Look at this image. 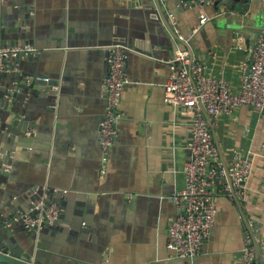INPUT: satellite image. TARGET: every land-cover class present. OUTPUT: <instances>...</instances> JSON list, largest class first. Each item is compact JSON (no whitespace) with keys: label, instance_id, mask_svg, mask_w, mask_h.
<instances>
[{"label":"crops","instance_id":"obj_1","mask_svg":"<svg viewBox=\"0 0 264 264\" xmlns=\"http://www.w3.org/2000/svg\"><path fill=\"white\" fill-rule=\"evenodd\" d=\"M191 1L199 7L160 2L175 34L188 37L184 43L204 73L238 90L251 45L264 32V0ZM0 25L1 45L29 44L37 50L9 58L6 66L17 64L18 75L0 72L5 156L0 202L18 209L41 197L59 202L60 222L39 239L45 248L80 264H240L248 231L261 263L264 109L247 104L210 121L222 167L223 161L231 166L234 151L252 162L243 196L237 203L218 193L217 218L197 257L178 259L167 248V228L178 214L172 195L183 186L189 158L192 114L164 103L174 46L185 44L174 39L154 0H0ZM115 43L131 50L116 135L103 154L102 81L109 45ZM37 75L48 77L56 91L43 94L30 87ZM8 112L33 127L18 137L10 134Z\"/></svg>","mask_w":264,"mask_h":264},{"label":"built area","instance_id":"obj_2","mask_svg":"<svg viewBox=\"0 0 264 264\" xmlns=\"http://www.w3.org/2000/svg\"><path fill=\"white\" fill-rule=\"evenodd\" d=\"M164 2L165 0H160ZM206 17L200 15V22ZM175 30V25H172ZM2 29L0 25V41ZM131 49L122 43L109 45L106 58L107 72L102 86L105 93V112L98 125V141L103 154L112 145L119 120V102L125 84V61ZM29 44L3 46L0 43V72H14L17 64L7 67L4 60L18 54L36 53ZM35 79L49 80L48 77ZM164 103L171 107H185L191 111V138L187 145L189 158L183 166V186L173 192L172 200L178 214L168 225L167 248L178 259L197 257L213 228L218 209L216 196L230 187L234 196H243V183L248 178L252 162L248 157L234 151L232 164L226 172L218 159V148L214 142L208 121L214 122L222 114H228L240 105H251L264 109V32L254 41L248 61L244 63L241 84L233 90L226 80L204 73V65L190 57L188 50L177 49L171 60L170 76L164 84ZM264 150V145L261 147ZM60 212L55 202L43 200L31 203L21 215L22 225L27 230H40L45 222L53 223ZM240 264H257L254 238L250 232L243 237ZM264 264V250L261 263Z\"/></svg>","mask_w":264,"mask_h":264},{"label":"water","instance_id":"obj_3","mask_svg":"<svg viewBox=\"0 0 264 264\" xmlns=\"http://www.w3.org/2000/svg\"><path fill=\"white\" fill-rule=\"evenodd\" d=\"M157 4L158 8L160 9L162 19L166 25V27L169 29L170 33L174 37L175 40L180 41L181 43H184V39H187L188 37L186 35L183 36V38H179L175 32L174 29L168 19V12L164 11L163 3L160 2V0H154ZM214 3H216L215 0ZM177 3L184 4V7L194 6L199 7L198 2H192L191 0H177ZM124 44V43H123ZM185 44V43H184ZM254 43L251 45V49H253ZM187 49L190 57H192V50L191 48L185 44L183 47H177L174 46V50L177 49ZM23 54H18L16 57H10V59H19ZM9 58L4 60L5 64H8ZM12 75H18V72H11ZM38 76V75H37ZM37 76L30 79V87L34 88L35 86L38 87V89H41L43 91V94L47 93H54L56 91V88L50 87L49 85H52L50 80H43V79H35ZM39 77H46V76H39ZM15 83L17 86H21L19 84V80L16 79ZM9 119L6 121L4 119L5 126L7 131L18 137L22 132H25L29 127H33V125L28 124L21 119L20 115L9 113ZM209 127L211 128L212 136L215 139V134L212 128L211 122L207 119ZM0 137L3 138V135ZM2 150H0V163L4 162L5 156L2 155ZM6 158H9L8 155H6ZM223 168L226 172V177L228 180V183H230V179L228 177V168L225 165L223 161ZM225 194H229L227 191H223ZM61 194V193H60ZM58 192L55 193L56 196L60 195ZM230 194L231 197L235 199L238 203V199L234 196L233 189L230 187ZM45 202L51 203L54 200L45 198H36L32 199V201L28 204V206L25 209H18L16 206H13L12 203H1L0 202V263L3 264H80L77 260H71L67 258L66 256H59L56 254H53L49 249L45 248L42 242V238L44 237V233L48 231L47 229L53 228V226H56L60 221L56 219L53 223L48 224L45 222L44 226L36 231L35 229L32 230H25L22 226V222L20 220V215L31 205L34 201L43 200ZM56 204L59 205V202L55 201ZM60 207V205H59ZM61 212V209H60ZM58 218V217H57ZM21 227L24 231L22 234H20ZM81 231H84L83 228L79 229ZM78 236L80 237L79 233ZM41 241H40V240ZM257 255L259 252L258 247L256 246Z\"/></svg>","mask_w":264,"mask_h":264},{"label":"rangeland","instance_id":"obj_4","mask_svg":"<svg viewBox=\"0 0 264 264\" xmlns=\"http://www.w3.org/2000/svg\"><path fill=\"white\" fill-rule=\"evenodd\" d=\"M0 264H3V263H0Z\"/></svg>","mask_w":264,"mask_h":264}]
</instances>
